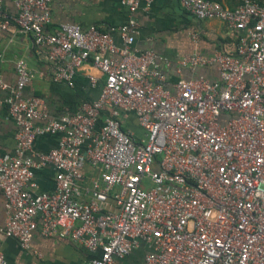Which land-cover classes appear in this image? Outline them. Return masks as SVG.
<instances>
[{
	"label": "built area",
	"instance_id": "obj_1",
	"mask_svg": "<svg viewBox=\"0 0 264 264\" xmlns=\"http://www.w3.org/2000/svg\"><path fill=\"white\" fill-rule=\"evenodd\" d=\"M51 1L14 0L12 16L0 0V30L12 23L46 48L53 82L71 87L89 65L88 81L102 79L100 91L76 113L52 119L38 99L23 96L34 78L24 60L15 62L13 88L0 75L17 127L14 153L0 157L4 235L23 249L35 234L69 237L99 252L89 264H116L141 244L143 264H264V5L241 0L230 10L178 0L196 20L242 34L234 56L193 53L173 64L133 48L132 15L153 0H121L131 16L108 31L66 23L47 33ZM173 65L176 74L214 67L218 79L170 83L162 67ZM122 114L135 119L141 136L122 129ZM46 135L59 136L56 146L35 151V139ZM47 168L52 191L35 178ZM0 264H7L1 251Z\"/></svg>",
	"mask_w": 264,
	"mask_h": 264
},
{
	"label": "crops",
	"instance_id": "obj_2",
	"mask_svg": "<svg viewBox=\"0 0 264 264\" xmlns=\"http://www.w3.org/2000/svg\"><path fill=\"white\" fill-rule=\"evenodd\" d=\"M14 0H4L3 11L15 15ZM264 4V0H254ZM217 3L232 10L241 0H218ZM51 23L46 28L52 33L61 24H77L83 29L90 26L103 31L117 28L131 16L121 0H52L50 4ZM138 23L133 48L139 52L151 51L171 62L188 54L208 56L214 51L234 56L235 46L241 32L228 30L217 20H196L188 14L178 0H153L147 11L139 9L132 15ZM199 36L198 42L191 40V34ZM117 46L121 41L117 32L112 33ZM46 48H36L29 36L17 33L14 24L10 23L6 30H0V75L9 88L16 84L15 62L25 61L29 70L34 73L33 80L23 89V96L40 101L39 108L47 110L49 118L57 119L61 115L74 114L83 103L95 100L100 91V82L91 84L88 75L94 71L89 65L79 69L74 77L73 85L52 80L55 64L47 57ZM162 67L170 83L177 79H192L205 77L212 81L218 79L214 67L199 68L194 71L183 70L176 74L173 70ZM99 77V76H98ZM9 90H0V157L12 155L15 150V133L17 127L8 115L7 100ZM123 128L132 131L135 136H141L142 131L135 119L122 114ZM40 123V122H39ZM59 136L46 135L37 137L33 149L47 152L54 148ZM35 178L42 191H52L53 171L50 168L36 173ZM7 215L6 200L0 190V251L4 254L7 264H89L99 252H89L74 243L69 237L45 238L35 234L29 248L23 249L19 242L8 238L3 233ZM147 248L140 247L122 259H116V264H143Z\"/></svg>",
	"mask_w": 264,
	"mask_h": 264
},
{
	"label": "trees",
	"instance_id": "obj_3",
	"mask_svg": "<svg viewBox=\"0 0 264 264\" xmlns=\"http://www.w3.org/2000/svg\"><path fill=\"white\" fill-rule=\"evenodd\" d=\"M208 1H211V2H218V0H208ZM259 3V2H258ZM260 5H264L262 3H259ZM124 130V128H122Z\"/></svg>",
	"mask_w": 264,
	"mask_h": 264
}]
</instances>
